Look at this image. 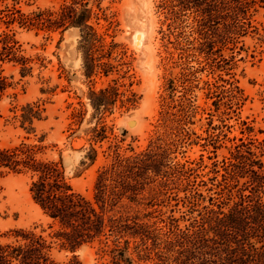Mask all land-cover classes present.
I'll return each instance as SVG.
<instances>
[{
  "label": "rangeland",
  "instance_id": "obj_1",
  "mask_svg": "<svg viewBox=\"0 0 264 264\" xmlns=\"http://www.w3.org/2000/svg\"><path fill=\"white\" fill-rule=\"evenodd\" d=\"M69 1L0 0V147L25 142L41 147L43 160L58 161L62 155L65 176L94 200L98 171L118 155L144 150L163 133L169 116L177 120L173 161L202 163L197 181L206 182L199 186L203 196L192 207L179 186L156 193L159 205L152 207L146 203L154 194L150 187L158 184L153 182L138 195L139 203L124 199L117 210L141 216L160 210L155 214L174 215L181 228L192 230L200 229L205 213L218 211L219 203L228 211L249 178L233 182L231 199L228 189L221 190L234 146L255 140L249 145L259 157L253 159L264 161L257 148L264 139V7L250 10L253 15L243 20L247 33L238 34L230 29L229 1L213 0L219 17L212 22L208 54L195 49L199 41L192 18L168 19L164 0H91L90 23L101 36L92 41L83 40L74 26L8 23L5 16L14 8L24 14L57 12ZM30 116L33 124L25 120ZM93 149L95 161L88 156ZM32 177L29 171L0 178L1 239H13L17 229L51 234L49 218L31 197ZM148 244L152 249L140 256L130 244L134 264L161 263ZM52 253L61 264L73 255L84 264L104 262L90 246L71 253L56 242Z\"/></svg>",
  "mask_w": 264,
  "mask_h": 264
},
{
  "label": "trees",
  "instance_id": "obj_2",
  "mask_svg": "<svg viewBox=\"0 0 264 264\" xmlns=\"http://www.w3.org/2000/svg\"><path fill=\"white\" fill-rule=\"evenodd\" d=\"M90 1L70 0L57 12L39 10L24 14L14 8L5 16L8 23L63 30L74 26L79 28L83 40L92 41L101 36L90 23L94 16ZM227 1L231 32L246 34L243 20L253 15L250 13L252 8L257 11L256 4L264 7V0H225V4ZM163 5L167 8L168 19L183 15L192 18V28L199 41L195 49L208 54L207 47L212 45V22L219 17L213 12V0H164ZM25 120L33 124L32 116ZM175 121L165 117L163 133L151 139L144 150L130 156L118 155L108 166H103L95 180L94 200L77 191L65 176L62 155L58 161L43 160L39 157L41 147L25 142L18 147H0V178L9 173L31 171V197L49 218L52 230L46 236L36 229H17L13 231V239L0 238V264H61L52 253L56 242L62 250L71 253L85 246L96 248L103 264H134L130 251L132 242L138 256L142 251L152 249L148 247L151 242L160 257V264H171L172 261L175 264H264V161L253 159L259 157L249 145L255 140L247 143L241 139L242 142L234 146V161L224 167L225 173L222 174L221 190L228 189V199L233 197V182L249 177L238 200L228 211L222 209L224 202L219 203L218 211H207L200 229L181 228L179 218L174 215L164 218L162 213L155 214L160 210L148 211L143 216L117 210L124 199L139 203L138 195L153 182L158 184L150 187V196L154 194L146 203L152 207L159 205L154 197L156 193L165 195L179 186L188 193L185 197L192 207L203 196L199 186L206 182L203 179L197 181L202 163L191 166L193 162L188 165L173 161L174 147L178 145L177 139L173 138ZM258 145L262 156L264 139L258 141ZM242 146L247 149H242ZM88 156L95 161L96 151L93 149ZM228 167L231 168L229 176ZM244 190H249V193H244ZM152 218L154 220L150 223ZM222 244L225 245L223 249L220 247ZM66 264L84 263L73 255Z\"/></svg>",
  "mask_w": 264,
  "mask_h": 264
},
{
  "label": "bare ground",
  "instance_id": "obj_3",
  "mask_svg": "<svg viewBox=\"0 0 264 264\" xmlns=\"http://www.w3.org/2000/svg\"><path fill=\"white\" fill-rule=\"evenodd\" d=\"M139 34V33H138ZM135 35H137V34H135ZM140 35V34H139ZM138 36V35H137ZM141 39H142V37H140ZM138 40H139V38H137ZM143 41V40H142ZM140 47V46H139Z\"/></svg>",
  "mask_w": 264,
  "mask_h": 264
}]
</instances>
